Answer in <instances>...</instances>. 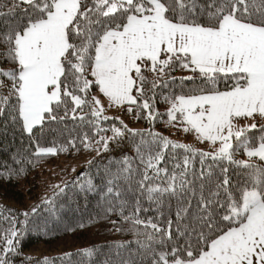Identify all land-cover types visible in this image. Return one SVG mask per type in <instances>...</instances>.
<instances>
[{"label": "snow or ice", "instance_id": "snow-or-ice-1", "mask_svg": "<svg viewBox=\"0 0 264 264\" xmlns=\"http://www.w3.org/2000/svg\"><path fill=\"white\" fill-rule=\"evenodd\" d=\"M3 7L0 126L26 134L35 149L21 144L0 179L72 150L95 153L89 170L97 157L107 163L95 177L82 180V170L29 210L0 217L7 225L0 264H14L21 237L41 227L38 209L54 214L70 185L85 199L98 196L101 218L134 236L104 264H264V0H7ZM177 70L186 75L177 78ZM177 82L179 92L171 87ZM160 88L169 89L161 94L165 113L156 108ZM110 109L150 127H129ZM164 115L208 150L155 131ZM57 130L68 132L65 142L41 146ZM83 254L91 261L94 249Z\"/></svg>", "mask_w": 264, "mask_h": 264}, {"label": "trees", "instance_id": "trees-1", "mask_svg": "<svg viewBox=\"0 0 264 264\" xmlns=\"http://www.w3.org/2000/svg\"><path fill=\"white\" fill-rule=\"evenodd\" d=\"M5 3L7 0H0V10L7 11V8L3 7ZM173 75L179 78L186 73L177 70ZM185 85L189 86V82H185ZM171 87L177 92L180 90L178 82L172 84ZM168 91L167 88L157 89L156 108L160 113H165L167 108V105L162 102L161 94H167ZM107 114L119 116L132 128L150 127L146 120H135L124 112L110 109ZM166 120V115L159 117L155 122V131L174 141L208 150L206 145L200 144L196 140L194 134L184 133L177 127L168 126L165 123ZM55 127L53 125V128ZM68 128H73L71 122L68 123ZM67 136V131H64L63 135L58 130L47 132L45 138L41 140V146H52L53 141L57 145L62 144ZM21 144L30 151L35 149V145L30 144L26 134L14 131L11 127L5 131L0 126V166L5 163L12 164V156ZM126 151L131 152L130 147L126 148ZM93 156L95 153L84 150L46 155L41 157L34 166L27 165L26 174L11 180L0 179V217L10 214L18 215L29 210L32 206L40 203L41 197L51 193L53 185L61 184L64 180H71L82 170V180L88 176L95 177L98 167H103V164L107 163V159L97 157V161L100 163L92 166L89 170L87 161ZM237 158L243 157L237 154ZM32 159L35 161L36 157L33 156ZM73 167L76 168L75 173L71 171ZM195 167L199 169L198 160L195 162ZM77 193L78 189L70 185L65 193L57 199L54 214L46 206H41L38 209V213L33 219L41 227L30 225L29 230L21 237L20 254L13 257L14 264H36L37 261L42 262L46 258L54 260L55 264H104L106 260L114 258V253L117 251L116 245L134 240V236L130 232H117L108 220L101 218L100 204L102 202H98V196L92 195L85 199ZM132 199L129 196L130 202ZM148 215H155V213L150 212ZM20 218L23 219V217ZM112 219L119 220L120 218L113 216ZM80 223L85 226L77 227ZM5 227H7L5 221L0 219V229ZM123 227L126 230L129 225L125 223ZM73 228L75 231L71 230ZM84 249H94L91 261L87 255L83 254ZM131 250L136 251L137 246L132 244Z\"/></svg>", "mask_w": 264, "mask_h": 264}, {"label": "rangeland", "instance_id": "rangeland-1", "mask_svg": "<svg viewBox=\"0 0 264 264\" xmlns=\"http://www.w3.org/2000/svg\"><path fill=\"white\" fill-rule=\"evenodd\" d=\"M104 102H105V104H107V101H106V100H105ZM34 255H35V254H34Z\"/></svg>", "mask_w": 264, "mask_h": 264}]
</instances>
